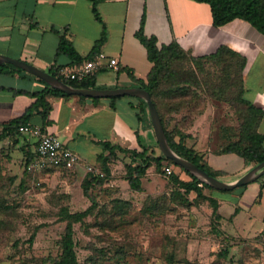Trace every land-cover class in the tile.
Listing matches in <instances>:
<instances>
[{
    "label": "crops",
    "instance_id": "obj_1",
    "mask_svg": "<svg viewBox=\"0 0 264 264\" xmlns=\"http://www.w3.org/2000/svg\"><path fill=\"white\" fill-rule=\"evenodd\" d=\"M98 11L101 22L95 18L89 0H0V55L25 61L50 73V70L73 65L67 56L58 54L59 35L66 36L78 54L86 58L105 31L106 40L99 51L117 59L118 68L99 72L97 88L136 87L128 74L146 80L153 66L146 49L136 38L145 14V34L156 37L159 45L175 40L194 57L211 55L227 47L244 57V99L264 111V36L248 23L235 20L216 27L210 6L195 0H104L98 4ZM45 87L37 77L26 72L0 73V125L20 117L30 106L32 99L25 93L38 92ZM47 99L52 110L51 123L45 130L57 135L89 165H95L98 155L103 153L102 142L138 151L140 141L145 147L156 145L154 130L148 126L146 116L142 115L140 121L139 98L119 97L115 109L110 99L93 101L54 95ZM223 107L219 102H209L206 114L198 118L190 130L192 137L188 146L202 154L211 169L223 173L220 180L235 183L257 165L246 164L236 154L219 153L217 137L221 124L216 122ZM208 114L212 115L205 130L200 126ZM31 123L41 126L38 117ZM258 132L264 136V117ZM0 149L6 150L10 164L17 165L22 160L26 162L29 153H35L36 146L28 137L5 135L0 139ZM172 169L182 180H190L186 173ZM48 171L56 170L37 173ZM81 172L85 177V168L75 171ZM192 195L194 198L195 194ZM211 196L219 202L225 237L254 242L264 233V176L231 191L215 190Z\"/></svg>",
    "mask_w": 264,
    "mask_h": 264
},
{
    "label": "trees",
    "instance_id": "obj_2",
    "mask_svg": "<svg viewBox=\"0 0 264 264\" xmlns=\"http://www.w3.org/2000/svg\"><path fill=\"white\" fill-rule=\"evenodd\" d=\"M89 1L92 4L95 18L101 22L98 4L104 0ZM195 1L210 6L214 26L223 27L235 20H241L264 36V0ZM145 24L146 16L144 14L136 38L146 49L148 60L153 66L146 80L137 79L132 74L128 75L136 87L149 92L161 117L171 148L180 157L191 161L211 176L219 179L223 175V173L211 169L204 161L203 155L187 144L192 137L190 130L195 126L197 119L206 113L209 102L216 101L235 106L240 122L236 129H224L222 127L219 129V136L217 137L219 153L236 154L246 164L259 165L263 163L264 136L258 132V128L264 117V111L244 99L243 72L246 67V59L227 47H221L211 55L194 57L175 40L168 45H159L156 37H149L145 34ZM59 38L58 54L67 56L74 64L82 63L98 53L99 47L106 40V33L105 31L102 33L100 40L95 43L91 53L86 58H82L78 54L73 43L66 36L59 35ZM15 72L24 71L11 64L0 65V73L13 74ZM50 74L76 88H97L96 76L82 82H76L59 76L58 69L56 71L50 70ZM39 81L44 83L46 87L38 92L25 93L32 99L30 106L26 108L20 117L0 125V139L5 135H21L19 128L33 122L35 117L39 118L41 126L45 130L46 126L51 123L49 116L52 106L47 99L48 96L74 97L49 87L41 79ZM76 97L82 100L87 99L82 96ZM118 98H110L113 109L116 108L115 101ZM89 99L93 101L100 100ZM139 101L141 102L140 121L143 120L142 115L146 116V122L153 130L148 105L142 99H139ZM101 144L104 151L98 155L96 166L103 172L104 177L87 172L81 183L83 194L89 199L91 205L80 212H73L69 207L60 209L59 221L66 224L62 237L58 241L60 252L55 258H42L41 262L80 264L76 251L75 226L80 224L82 227L87 228L88 218L98 215L102 205L98 201V196L94 194V190L102 186L111 177L112 164L119 158L120 154L126 155L130 160L126 165L125 179L132 190L137 192L143 190V179L147 176L150 168L153 167L157 173L164 174L165 164L178 167L190 177V180L184 181L174 172L169 174L168 180L174 188L171 194L172 200H179L187 205L209 202L212 207L213 220L220 222L219 202L205 192L206 189L212 191H215V189L202 183L183 168L175 165L172 160L167 159L160 151L157 141L156 145L151 147L143 146L140 141V151L127 150L110 142H102ZM34 157L35 153H29L25 162V174H27V168L32 164ZM61 171L74 173V171L69 170ZM193 193L195 198L192 203L190 202V195ZM35 237L36 232L31 236L29 243L33 244ZM118 256L124 259L121 252L118 253ZM218 256L227 259L228 250H222ZM96 260V257H91L86 264H97ZM171 264H174L172 260Z\"/></svg>",
    "mask_w": 264,
    "mask_h": 264
},
{
    "label": "rangeland",
    "instance_id": "obj_3",
    "mask_svg": "<svg viewBox=\"0 0 264 264\" xmlns=\"http://www.w3.org/2000/svg\"><path fill=\"white\" fill-rule=\"evenodd\" d=\"M222 104L224 111L218 112L216 123L236 129L240 122L235 106ZM211 115L200 127L208 128ZM8 161L6 150L0 149V264H52L41 259L55 258L60 252L58 241L66 226L59 221L60 209L80 212L91 205L81 188L84 173L82 177L62 171L39 174L27 168L25 174V160L11 163V169ZM129 162L120 154L112 164L111 177L94 190L102 205L98 215L88 218L87 228L75 226L80 264L91 257L97 264H171V260L174 264H264L261 236L254 242L231 240L222 233L220 222L213 220L209 202L194 204L192 194V205L172 200L167 164L164 174L150 168L143 190L137 192L125 179ZM212 192L206 189L208 195ZM225 249L228 257L222 259L218 254Z\"/></svg>",
    "mask_w": 264,
    "mask_h": 264
},
{
    "label": "water",
    "instance_id": "obj_4",
    "mask_svg": "<svg viewBox=\"0 0 264 264\" xmlns=\"http://www.w3.org/2000/svg\"><path fill=\"white\" fill-rule=\"evenodd\" d=\"M11 64L14 65L24 72L31 74L38 79L44 81L49 87L57 89L65 94L71 96H82L85 98L93 99H110L116 97L130 96L144 100L148 105L149 116L151 123L153 125L154 134L162 154L174 162L175 165L183 168L190 175L197 178L202 183L210 186L211 188L218 191H231L237 187L245 186L252 183L259 178L264 176V162L257 165L252 171L247 173L245 176L240 178L235 183H226L220 179H217L205 170L199 168L197 165L191 161L180 157L170 146L168 139L165 134V130L162 124L159 112L149 94L148 91L139 87H129V88H114V89H101V88H76L71 86L64 81L60 80L56 76L42 71L37 67L21 60L12 59L7 56L0 55V65Z\"/></svg>",
    "mask_w": 264,
    "mask_h": 264
},
{
    "label": "built area",
    "instance_id": "obj_5",
    "mask_svg": "<svg viewBox=\"0 0 264 264\" xmlns=\"http://www.w3.org/2000/svg\"><path fill=\"white\" fill-rule=\"evenodd\" d=\"M105 68H118V60L99 51L92 58L73 65L58 68V74L64 79L82 82L96 76ZM22 136L35 141L36 151L32 164L28 167L33 172H44L47 170H69L76 171L85 168L86 172L102 176L100 170L93 165L85 163L81 157L71 148L67 147L57 135L47 132L42 126L29 123L19 128ZM168 174L173 172L172 167H167ZM264 242V233L261 235Z\"/></svg>",
    "mask_w": 264,
    "mask_h": 264
}]
</instances>
